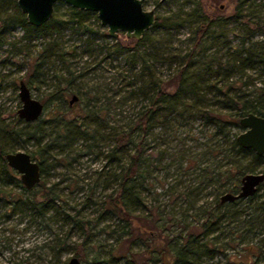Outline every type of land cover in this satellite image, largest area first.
Listing matches in <instances>:
<instances>
[{
  "label": "rangeland",
  "instance_id": "1",
  "mask_svg": "<svg viewBox=\"0 0 264 264\" xmlns=\"http://www.w3.org/2000/svg\"><path fill=\"white\" fill-rule=\"evenodd\" d=\"M210 1L143 0L144 9L154 10L159 17L169 19L167 25L149 29L150 40L136 46L141 52L146 49L150 53L149 63L160 83L169 79L178 66L177 61L169 65L168 61L159 59L161 54L164 57L177 54L180 58L190 51L195 44L194 31L205 21L204 17L212 13ZM196 2L200 3L205 16L193 11ZM237 3V0H222L220 14L230 17ZM69 7L63 1H57L55 14L67 19ZM4 11L2 18L15 14L10 5H5ZM89 13L86 25L92 31L83 33L82 28L69 23L60 32L47 37L40 32L26 37L21 27L10 23L4 27L0 19L3 41L0 45V121L8 126L2 145L8 151L24 150L40 163L39 153L42 152L46 159L43 165L46 174L31 191L16 186L17 182L8 187L15 193V198L20 195L26 202L13 208L0 199V264H66L76 254L82 264H126L124 257L136 264H161L154 260L156 254L147 251L156 238L149 239L139 227L125 228L117 216L104 215L103 219H98L105 195L116 188L113 183L104 187L115 166L108 162L107 156L113 145L112 133L133 125L140 112L148 107L153 91L146 96L137 91L144 83L137 74L139 60L133 66L129 63L128 55L134 51L128 44L130 39L122 31L117 38L109 37L107 27L100 24L97 13ZM249 13L250 10L243 12L244 15ZM244 23L242 18L234 20L231 17L222 30L226 33L225 42L240 47ZM260 34L255 33L252 41H259ZM52 41L58 44L57 50L73 55L67 53L65 61L55 60L43 67L42 74L35 73L34 60L42 47ZM218 41L204 43L205 53L214 65L233 52L221 44V39ZM247 74L253 82L247 86L249 91L264 84V71L260 66ZM68 78H75L71 86L62 82ZM235 78L237 76L233 75L230 79ZM21 81L45 104L43 115L35 122H27L18 115L23 105L19 95ZM217 81L220 84L223 77L218 76ZM59 88L65 89L67 95L65 100L57 103L55 97L60 93ZM74 90L77 93H69ZM73 94L78 100L70 105ZM168 118L174 128L156 127L147 134L136 135V142L143 148L146 173L140 189L142 204L134 208L132 216L137 218L138 226L151 225L158 234L170 239L181 235L180 241L186 233L183 225L191 221L181 217L186 214L185 209L188 213L200 214L204 207L215 205L218 193L220 197L225 192H237L240 178L234 177L235 171H227L231 165H237L234 155L230 158L220 152L213 156L207 151L209 146L221 144L223 140L221 136H212L215 126L206 124L204 116L182 119L173 113ZM68 121L88 124L89 134L84 138H63L60 132ZM38 124L46 134L42 144L37 142L42 133L34 134L31 139L25 134L35 133ZM242 131V127L232 129L236 135ZM134 149L131 150L133 153ZM184 152L192 156L195 163L187 164L185 156L181 155ZM248 159L239 158L238 163L244 166ZM262 168L264 164L255 172ZM18 179L22 184L19 173ZM233 184L236 189L231 188ZM198 187L201 192L192 206L195 196L185 192ZM45 192L53 199L54 207L46 216H40L27 202L33 198L41 199ZM258 196L264 197V184ZM255 204L256 199L248 202L241 198L235 205L227 207L230 212H236V216L227 218L220 227L222 232L218 241L224 244L222 253L211 259L204 258L203 264H252L257 259L258 251L247 250V241L241 243V238H235L233 234L249 225ZM259 219L253 220L255 227L264 226ZM253 237L252 241L262 244L264 250V234ZM112 255L117 257L116 260ZM95 258L97 261H93ZM167 261H171L169 255Z\"/></svg>",
  "mask_w": 264,
  "mask_h": 264
},
{
  "label": "trees",
  "instance_id": "2",
  "mask_svg": "<svg viewBox=\"0 0 264 264\" xmlns=\"http://www.w3.org/2000/svg\"><path fill=\"white\" fill-rule=\"evenodd\" d=\"M221 1L211 0L209 7L212 9V13L206 16L202 12L200 3L196 2L193 11L199 16H205V21L199 24L194 31L195 44L188 53L182 55L180 58L177 54L169 55V57H164L161 54L162 58L159 59L168 61L169 65H172L176 61L178 64L177 68H175L172 75L166 81H161L160 83L155 77L154 68L149 63V59L151 58L150 53L146 49L144 52H141L136 48L137 45L150 40L149 31L140 40L130 39L128 43L134 50L128 55L129 63L133 66L139 60L140 67L137 74L144 83L138 87L137 91L139 94L145 96L150 90L153 92L148 107H145L140 112V117L137 118L133 125L127 129H119L112 133L113 145L107 156L108 162L115 163V166L112 167L111 173L105 180L107 184L104 187L108 188L113 183L116 188L111 193L105 195L100 204L101 213L98 219H103L104 215L117 216L124 223L123 226L125 228L127 226L139 227L149 239L156 238L157 241H153V245L148 246L147 251L154 253V255L156 254L153 258L155 261H160L161 264H203L204 258L211 259L217 254L222 253V246L224 244L218 241L220 232H222L220 227L227 218L231 219L236 216V212H230L227 207L235 205L238 200L221 203L218 193L215 197V205L204 207L200 214L188 213L185 209L186 214H182L181 217L183 219L189 218L191 221L183 225L186 233L180 241L178 238H181V235L170 239L158 234L156 230H153L154 227L152 228L151 225L146 224L147 227L138 226L137 218L132 216V212L134 208L142 204L140 189L146 171L143 148L139 142H136V135L147 134L156 127L174 128L170 124L171 120L168 118L173 113L182 119L200 115L205 117L206 124L215 126L212 136H221L224 143L209 146L207 151L213 156L221 152L226 157L231 158L233 155L236 157L234 161L237 165H231L227 170L228 173L235 171L234 177L241 178L245 173H254L264 164V155L259 156L252 150L241 147L236 141V134L232 132L233 128L240 127L239 119L250 112L264 117V84L260 87L254 86L250 91L247 89L248 85L253 84L247 72L254 70L258 66L264 71V1L237 0L238 3L234 7L233 13L230 17L227 16L226 18L220 14L222 12ZM246 4L247 6L245 7ZM5 5H10L14 9L15 14L2 18L3 14L6 13L4 11ZM54 8L55 5L49 21L41 27H35L28 22L26 15L21 12L17 0H0V19L4 27L7 23L21 27L26 37H31L36 32H40L45 37L52 36L63 30L69 23H72L77 28H82L83 33L92 31L86 25L90 14L89 11L69 7V17L63 19L55 14ZM244 10H250L251 13L244 15ZM231 17L234 20L242 18V21L245 22V33L241 37L240 47H236V45H232L228 41L225 42L226 33L222 30L225 29V25ZM251 17L255 18L252 20ZM168 22L169 19L156 15L155 23L150 29H155L159 25H167ZM257 32L261 33V39L253 42V35ZM219 39H221V44L228 46L233 52L228 53L224 60H218L214 65L212 59H208L205 53L206 46L204 43L208 40L216 42ZM2 44L3 41L0 37V45ZM57 46L58 44L52 41L42 47L36 60H34V69L37 70L35 73L42 74L43 67L46 64L54 63L55 60L60 59L65 61L64 55L67 53L73 55L69 51L65 52L59 48L57 50ZM153 57L155 59L158 58L156 55ZM214 66L215 68H213ZM202 69L203 72H201ZM220 75L223 77V81L219 84L217 77ZM233 75H236L237 78L230 79ZM144 77L148 80L144 79ZM74 81L75 78H68L62 82H66L67 85L71 86ZM59 91V95L55 97L57 103L65 100L67 95L65 89L59 88ZM71 92L77 93L76 90L69 91V93ZM36 127L35 133L31 134L29 131L25 134H28L29 139H31V136H34V134L42 133L37 137V142L42 144L46 134L44 133V129L40 127V124ZM62 128L63 131L60 132V135L65 139L72 137L84 138L90 131L88 124H77V121H68ZM7 132L8 126H5L0 121V199L15 208L19 203L26 202V199L20 195L15 198V193L11 192L12 189H8L15 182H17L16 186L18 187H23L24 185L19 182L18 173L8 166L5 159V155L8 152H14L6 150L2 145L1 140H3ZM134 147L133 153L131 150ZM39 154L42 159L41 171L44 175L46 174V168L43 165L46 159L42 152ZM181 155L185 156L187 164L195 163L192 156L186 155V152ZM32 157L34 158V156ZM239 158H249V161L243 166L238 163ZM259 172L264 173V168ZM263 184L264 182L258 187V191L253 196L246 198L248 202H254L256 199L252 212L253 216L248 223L249 225H245V228L240 233L238 231L233 232V234L235 233V238L237 236L241 238V243L247 241L245 243L247 250L251 252L253 249H256L258 251L256 255L257 259L252 264H264L262 244L252 241L253 235L264 234V226L260 224L255 227V222H253L257 217H260V223L264 222V197L258 196V192ZM231 188L236 189L234 184ZM200 192L201 187L189 189L185 192L188 196H195L191 202L192 206L195 205ZM27 203L40 216H46L54 207L53 199L46 192L41 196V199H29ZM227 244L229 245V243ZM168 255L171 257V261L166 262ZM76 257L80 260L79 254H76ZM112 258L116 260L117 257L112 255ZM124 258L126 264H136L129 257ZM95 259L93 261H97V258ZM93 264L96 263L93 262ZM239 264L244 263L241 262Z\"/></svg>",
  "mask_w": 264,
  "mask_h": 264
},
{
  "label": "water",
  "instance_id": "3",
  "mask_svg": "<svg viewBox=\"0 0 264 264\" xmlns=\"http://www.w3.org/2000/svg\"><path fill=\"white\" fill-rule=\"evenodd\" d=\"M58 0H17L18 7L26 15L28 22L35 26H43L53 14V7ZM68 6L96 12L102 26L107 27V34L117 38L120 31L126 38L140 40L155 23L154 10H146L143 0H61ZM20 99L22 107L18 111L21 119L35 122L43 115L45 104L35 98L24 81L20 82ZM77 99L74 95L70 101ZM243 131L236 135L238 144L252 150L255 154L264 155V117L248 113L239 119ZM9 167L21 176V182L28 190L35 188L42 180L41 163L24 150L8 152L5 155ZM264 182L263 172L245 173L240 178L237 192H225L220 202H233L241 198L253 196ZM66 264H82L76 257H71Z\"/></svg>",
  "mask_w": 264,
  "mask_h": 264
},
{
  "label": "flooded vegetation",
  "instance_id": "4",
  "mask_svg": "<svg viewBox=\"0 0 264 264\" xmlns=\"http://www.w3.org/2000/svg\"><path fill=\"white\" fill-rule=\"evenodd\" d=\"M74 95H75V94H73L72 97H73ZM72 97H71V99H72ZM76 97H77V99H76L75 101H73V103L76 102V101L78 100V96H77V95H76ZM71 99L69 100V104H70V105L73 104V103H70Z\"/></svg>",
  "mask_w": 264,
  "mask_h": 264
}]
</instances>
